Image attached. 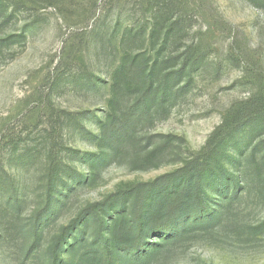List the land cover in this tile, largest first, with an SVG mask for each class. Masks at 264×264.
I'll return each mask as SVG.
<instances>
[{
    "label": "rangeland",
    "instance_id": "obj_1",
    "mask_svg": "<svg viewBox=\"0 0 264 264\" xmlns=\"http://www.w3.org/2000/svg\"><path fill=\"white\" fill-rule=\"evenodd\" d=\"M179 1L190 32L182 47L166 55L195 53L199 63L189 92L168 114L130 127L129 137L112 155L102 124L122 115L109 107L118 65L114 25L118 15L122 25L137 20L142 0H0V42L17 39L0 53V154L14 159L42 144L44 155V148L55 142L69 152L63 163L80 178L67 179L71 189L56 195L68 194L61 197L65 205L59 212L50 208L47 216L45 158L18 168L8 165V174L26 191L17 221H10L9 214L0 219V264H53L54 257L57 264L80 259L83 264H120L116 261L125 262L129 257L124 254L132 249L144 254L151 245L155 249L144 262L130 264H264V1ZM70 113L84 115V130L55 133ZM258 115L263 118L248 129L245 157L234 148L225 150L224 156L240 164L227 165L228 172L215 181L216 191L206 190L207 219L187 224L185 216L173 222L180 212L197 208L176 201L170 214L150 224L137 241H123L126 231L116 236L124 243L117 245L120 252L114 257L111 230L124 200L135 199L138 214L144 201L148 204L164 188L175 191L194 160L212 151L220 157L217 142L237 136L231 128L249 126ZM36 219L43 225L37 227ZM72 224L83 229L86 241L68 253V243H76L69 236L53 251L58 236ZM35 225L40 233L27 231ZM155 226L169 227L167 234H152ZM78 229L73 233L78 235Z\"/></svg>",
    "mask_w": 264,
    "mask_h": 264
},
{
    "label": "trees",
    "instance_id": "obj_2",
    "mask_svg": "<svg viewBox=\"0 0 264 264\" xmlns=\"http://www.w3.org/2000/svg\"><path fill=\"white\" fill-rule=\"evenodd\" d=\"M251 1L256 3L264 0ZM140 6L142 13L137 20L127 25H122L121 17L118 15L114 25L112 49L117 58L118 65L111 77L109 107L112 112L120 111L122 115L119 121H115L116 116L112 115L106 118L105 123L102 124L103 129L107 130L104 133V136H107H103L102 138H108L104 140V143H106V149H110L112 155H115L116 151L121 148L122 141L129 137L128 132L130 127L140 122L153 121L154 118L168 114L170 108L187 95L193 82L192 73L195 72V67L199 63V60L194 57L195 53L190 49L183 56L170 57L166 55L167 51L182 47L184 37L188 36L190 32V28H187V23L190 20L184 17L182 4L179 0H142ZM14 41H17V39L10 37L0 42V53L9 48ZM186 79V85L182 86ZM129 99H131L130 103L128 102L130 105L123 108ZM131 106L135 111L130 112L132 110ZM82 115L67 114L66 117L61 118L63 121L55 133L62 131L75 133L84 130L83 124H81V120L84 117ZM256 118L248 121L250 122L249 126L247 124L233 126L232 130H238L237 136L229 139L225 135L217 142L221 153L218 152L220 157L214 155L216 152L212 151L205 157L194 160L195 162H193L187 172L182 174L187 179L181 182L175 191L164 188L148 204L144 201L145 206L143 205L142 210H139L138 214L134 213L133 210V208L137 207L135 199L129 198L128 200H124L123 204L117 207V210L120 211V216L117 217L115 225L111 230L113 239H115L112 243L114 257L115 254L120 252L117 247L118 244H123L124 240L129 241L134 238L137 241L138 238L142 237L144 231L149 228L150 224L158 222L159 219H165L170 214L169 206H172L176 201H184V204L187 201L190 203V206H196L197 208L194 210L190 209L191 211L189 210L188 214H184L185 212L183 213V211L180 212L179 217L172 220L173 222H177L180 218H185V216L184 223L187 224L207 219L209 216H206V211L203 208L206 190L212 189L216 191L215 185L217 184L215 181L228 172V170H225L227 165H233L232 163H235V165L240 164V162H235V159L233 160L230 157L224 156L225 150L227 147L234 148L238 152L244 153L241 156L242 158L245 157L247 147L244 145L249 139L248 129L263 117L261 115L259 118ZM41 145H34V147L18 154L14 159L12 157L4 159L0 154V219H2V214H9L10 221L13 223L17 221L18 213L23 206L21 195L26 191L25 185L21 187L17 177L15 178L14 175L8 174L6 171L7 167L10 165V167L14 166V168H18L19 163L24 164L29 160L37 163L41 158H45L44 162L46 165L48 164L44 178H42L43 185L44 187L46 186L43 194L47 216L49 215L50 208L54 209V212H59L65 205L61 197L67 198L68 194L61 196L59 199L56 198V195H63V191L70 188L67 179L74 177L72 170L63 163L64 160H69V152L67 154L64 153L56 147L57 144L54 142L51 148H44L46 152H44V155H41V149L39 148ZM224 158L227 160L224 161ZM211 168L214 170H211ZM23 171L28 172L26 168ZM23 173L18 176L19 179L23 178ZM236 173L239 174L240 172L236 171ZM79 179L76 178L77 182L80 181ZM236 180L234 181L235 186ZM230 182L231 179L227 181V184L229 185ZM71 191L75 190L72 188ZM57 206H60V208ZM102 211L104 212V210ZM41 221L40 219L35 220V223H39L37 227L43 225ZM117 221L119 222L120 229L118 228V231H115ZM100 223V227L105 226L103 220ZM75 225L72 224L64 228L58 236L56 243H54L53 251L61 249L59 248L61 242L67 243L69 236H75L76 243H68V253H73L76 248L86 241L83 229L79 230ZM35 227L36 225L27 231L40 233ZM26 228L27 226H24V230ZM155 228L153 231L151 230V233L159 235L160 229ZM76 229L79 230L78 235L73 233ZM168 229L169 227H165L160 231L165 235ZM125 231V236H129L127 239L124 238ZM118 235L119 237L124 236L122 238L123 241H116V236ZM152 246L154 245H151L144 254L132 248V252L124 254L125 246L122 251L124 256L129 258L125 262L123 259H118L116 262H121L120 264H130L133 261L138 263L144 262L142 260L146 259L153 249H155ZM57 260L54 257L53 264H57ZM67 264H83V262L80 259ZM98 264L115 263L112 261L103 262L102 260Z\"/></svg>",
    "mask_w": 264,
    "mask_h": 264
}]
</instances>
